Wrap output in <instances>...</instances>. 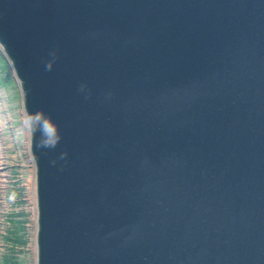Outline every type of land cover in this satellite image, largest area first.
<instances>
[{
  "label": "water",
  "instance_id": "water-1",
  "mask_svg": "<svg viewBox=\"0 0 264 264\" xmlns=\"http://www.w3.org/2000/svg\"><path fill=\"white\" fill-rule=\"evenodd\" d=\"M35 164V264H264V0H0Z\"/></svg>",
  "mask_w": 264,
  "mask_h": 264
},
{
  "label": "rangeland",
  "instance_id": "rangeland-1",
  "mask_svg": "<svg viewBox=\"0 0 264 264\" xmlns=\"http://www.w3.org/2000/svg\"><path fill=\"white\" fill-rule=\"evenodd\" d=\"M35 170L23 94L0 45V264H35ZM11 211L24 219L15 214L9 225ZM7 229L19 234V246H8Z\"/></svg>",
  "mask_w": 264,
  "mask_h": 264
},
{
  "label": "trees",
  "instance_id": "trees-1",
  "mask_svg": "<svg viewBox=\"0 0 264 264\" xmlns=\"http://www.w3.org/2000/svg\"><path fill=\"white\" fill-rule=\"evenodd\" d=\"M16 197H17V195H16ZM15 214H18V213H15L13 211L10 212V218H9V221H8L9 222V225H13L14 224V221L12 220V218H13V216ZM22 215H24V214H22ZM22 215L21 214L15 215L14 218L16 219L17 216L18 217L19 216L21 217ZM24 217H25V215L22 218L24 219ZM18 219L20 220V218H18ZM21 232L22 231H20V233ZM16 235H15L16 237H13V233L10 231V229H7V232H5V235L3 236V238H5V240L7 241L8 246L11 247V248L14 247V246H19V244L21 242L20 240L18 241L19 234H16Z\"/></svg>",
  "mask_w": 264,
  "mask_h": 264
},
{
  "label": "bare ground",
  "instance_id": "bare-ground-1",
  "mask_svg": "<svg viewBox=\"0 0 264 264\" xmlns=\"http://www.w3.org/2000/svg\"><path fill=\"white\" fill-rule=\"evenodd\" d=\"M35 200H36V193H35V191H34V202H35Z\"/></svg>",
  "mask_w": 264,
  "mask_h": 264
}]
</instances>
